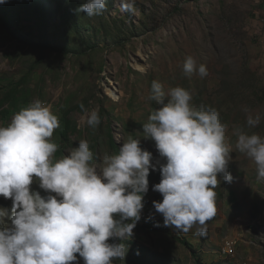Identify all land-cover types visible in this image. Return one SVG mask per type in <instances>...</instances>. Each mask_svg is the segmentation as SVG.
Instances as JSON below:
<instances>
[{
  "label": "rangeland",
  "instance_id": "374dc122",
  "mask_svg": "<svg viewBox=\"0 0 264 264\" xmlns=\"http://www.w3.org/2000/svg\"><path fill=\"white\" fill-rule=\"evenodd\" d=\"M7 1L21 35L55 48L27 46L0 26V126L37 99L50 105L60 120L51 138L58 145L55 159L83 139L99 164V157L117 154L132 137L153 153L154 163L166 162L142 134V124L160 107L147 99L154 80L166 90H189L194 106L215 107L228 125L233 181L215 189L217 214L206 222V234L163 226L153 206L163 199L153 190L161 180L157 166L145 196L149 215L144 212L137 223L124 261L114 264H264V180L235 147L237 129L264 136V0H134V13L122 12L121 0H107V10L92 17L76 12L84 0H34L42 8L34 12L23 0ZM37 14L47 19L41 23ZM188 56L207 66V77L183 74ZM81 105L98 109L96 129L85 123ZM249 111L262 115L256 128L246 125ZM32 187L47 195L38 182ZM11 206V199L0 197V207ZM183 237L197 256L181 243ZM228 243L234 253L226 255Z\"/></svg>",
  "mask_w": 264,
  "mask_h": 264
},
{
  "label": "clouds",
  "instance_id": "9594fccd",
  "mask_svg": "<svg viewBox=\"0 0 264 264\" xmlns=\"http://www.w3.org/2000/svg\"><path fill=\"white\" fill-rule=\"evenodd\" d=\"M106 10L107 0H84L76 12L92 17ZM120 10L134 13V0H121ZM183 74L203 79L208 69L188 56ZM147 99L160 107L142 124L143 139L155 142L164 163H154L153 153L132 137L117 154L99 157V164L93 163L97 156L83 139L55 159L58 145L51 138L60 120L39 99L15 113L8 126H0V197L12 201L10 211L0 207V264L124 261L137 223L149 215L145 196L150 171L157 166L161 180L153 190L163 199L153 206L163 226L183 233L195 227L194 235L206 234V222L217 214L215 189L233 181L228 125L215 107L194 106L192 93L180 86L166 90L154 80ZM80 107L87 126L96 129L102 119L98 109ZM261 120L260 113L249 111L246 125L256 128ZM236 136V149L254 161L257 179L264 180V136L243 129ZM35 182L47 195L33 189Z\"/></svg>",
  "mask_w": 264,
  "mask_h": 264
},
{
  "label": "trees",
  "instance_id": "16d2710c",
  "mask_svg": "<svg viewBox=\"0 0 264 264\" xmlns=\"http://www.w3.org/2000/svg\"><path fill=\"white\" fill-rule=\"evenodd\" d=\"M23 1H24L23 4L25 5L24 8L29 12H34L37 10L41 11L42 9L40 5L39 6L36 5L34 0H23ZM38 1H39L38 4H41L40 2L41 0ZM9 3L10 2L7 1L6 3L0 4V26L3 27L8 32L7 34L10 35L12 39L19 40L20 42L31 47L55 48L50 42H36L33 39H27L25 35H21L20 24L17 21H15L13 17L10 16V13L8 11ZM36 16H38L40 20L39 22L41 23L47 19V17L43 14H37ZM179 240L184 246L192 250L194 256H197L198 254L197 250L194 249L193 245L188 241V239L183 237V238H179Z\"/></svg>",
  "mask_w": 264,
  "mask_h": 264
},
{
  "label": "bare ground",
  "instance_id": "6f19581e",
  "mask_svg": "<svg viewBox=\"0 0 264 264\" xmlns=\"http://www.w3.org/2000/svg\"><path fill=\"white\" fill-rule=\"evenodd\" d=\"M223 252L226 255L233 254L234 253L233 245L231 243L225 244V248H224Z\"/></svg>",
  "mask_w": 264,
  "mask_h": 264
}]
</instances>
